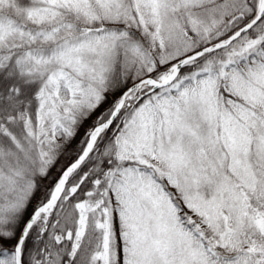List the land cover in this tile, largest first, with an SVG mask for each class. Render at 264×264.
Returning <instances> with one entry per match:
<instances>
[{
	"label": "snow or ice",
	"instance_id": "obj_1",
	"mask_svg": "<svg viewBox=\"0 0 264 264\" xmlns=\"http://www.w3.org/2000/svg\"><path fill=\"white\" fill-rule=\"evenodd\" d=\"M0 264H264V0H0Z\"/></svg>",
	"mask_w": 264,
	"mask_h": 264
},
{
	"label": "trees",
	"instance_id": "obj_2",
	"mask_svg": "<svg viewBox=\"0 0 264 264\" xmlns=\"http://www.w3.org/2000/svg\"><path fill=\"white\" fill-rule=\"evenodd\" d=\"M55 171H56V170H55V169H53V174H55Z\"/></svg>",
	"mask_w": 264,
	"mask_h": 264
}]
</instances>
